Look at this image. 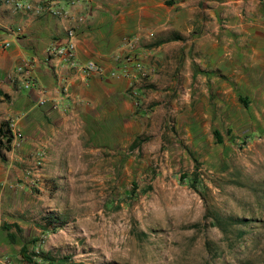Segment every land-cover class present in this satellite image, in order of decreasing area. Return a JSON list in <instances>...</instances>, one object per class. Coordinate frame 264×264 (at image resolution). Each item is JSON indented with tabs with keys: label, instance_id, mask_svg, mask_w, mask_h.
<instances>
[{
	"label": "rangeland",
	"instance_id": "rangeland-1",
	"mask_svg": "<svg viewBox=\"0 0 264 264\" xmlns=\"http://www.w3.org/2000/svg\"><path fill=\"white\" fill-rule=\"evenodd\" d=\"M133 1L121 43L143 75L120 106L0 143L34 145L0 160V264H29L23 244L65 264H264V0H159L181 39L155 54Z\"/></svg>",
	"mask_w": 264,
	"mask_h": 264
},
{
	"label": "crops",
	"instance_id": "crops-1",
	"mask_svg": "<svg viewBox=\"0 0 264 264\" xmlns=\"http://www.w3.org/2000/svg\"><path fill=\"white\" fill-rule=\"evenodd\" d=\"M14 1L29 4L31 8H16ZM48 1L0 0V125L13 122L14 128L28 138L48 137L100 118L112 106H120L133 82L124 76L92 75L85 78L59 58L46 53L49 44L63 43L66 29L74 26L76 58L79 61L94 60L104 67L106 73L110 72L116 65L112 56L122 46V35L129 30L125 11L127 0H91L87 10L80 3L59 0V5L67 12L64 17L53 16L43 9ZM133 2L140 10L148 12L145 17L151 27L146 28L153 30L149 42L153 54L166 43L175 41L166 40L175 32L167 23L169 13L166 6L159 0ZM82 13L87 14V21L79 23L77 18ZM139 13L136 14L139 16ZM138 30L142 31L144 27H138ZM160 40L161 43L154 45ZM5 43L8 45L4 46ZM25 59L34 62L33 85L28 89L22 85L23 77L15 73L16 66ZM65 83L68 85L67 95L61 90ZM39 100L44 103L40 104ZM33 146V143L24 144L1 151L3 160L5 153L13 161L21 157L26 159Z\"/></svg>",
	"mask_w": 264,
	"mask_h": 264
},
{
	"label": "built area",
	"instance_id": "built-area-1",
	"mask_svg": "<svg viewBox=\"0 0 264 264\" xmlns=\"http://www.w3.org/2000/svg\"><path fill=\"white\" fill-rule=\"evenodd\" d=\"M9 1V0H5ZM91 0H69L70 4L80 3L83 5V8L87 10ZM16 8H25L30 9L29 4H23L19 1L13 2ZM44 4V8L50 14L56 17H64L66 15V10L59 5V0H50ZM79 23H84L87 21V14L82 13L77 18ZM76 37V28L71 26L66 29L65 41L61 44L51 43L46 48V53L48 56H54L59 58L64 62L70 69L78 72L83 77L88 78L92 75H109L110 77L124 76L127 78L135 79L137 75H143L141 61L134 57L131 53L133 49L132 43H124L119 49L113 54V60L115 62V67L110 72H105V69L102 65L94 60L79 61L76 58V46L74 39ZM8 43H5L4 46H7ZM33 71H34V62L30 59H25L20 62L15 68V73L23 77L22 85L24 88L28 89L33 85ZM61 90L63 95L68 93V85L65 83L61 85ZM40 104L44 103V100H39ZM66 108V107H65ZM67 109V108H66ZM14 124L10 123V129L13 136H20V132L13 128ZM13 139V138H12ZM12 141V140H11ZM7 261V258H6ZM5 262V261H4ZM4 264V263H3Z\"/></svg>",
	"mask_w": 264,
	"mask_h": 264
},
{
	"label": "trees",
	"instance_id": "trees-1",
	"mask_svg": "<svg viewBox=\"0 0 264 264\" xmlns=\"http://www.w3.org/2000/svg\"><path fill=\"white\" fill-rule=\"evenodd\" d=\"M177 39H181V36L178 33H173L171 34V36L166 39V40H177ZM161 43V40L154 43L155 44H159ZM216 133L217 138L220 139V136ZM13 138L11 129H10V123L6 122L2 125H0V143L2 144V146L4 147V145L7 143L9 144L11 142ZM144 140L138 136L136 137L132 144L130 145L131 148H135L138 147ZM0 158L3 159V155L1 153V149H0ZM210 216L212 217V224L219 227L220 229H224L225 226L231 225V223H234L235 220L230 218V219H225L224 217H222L220 214L218 213H212L210 214ZM49 224V223H48ZM47 224V225H48ZM47 225H45L47 227ZM5 228H7L6 226H4ZM7 237L9 240H14L15 236L14 234H12L11 232L7 233ZM206 247L208 249H211V245L210 244H206ZM20 253L22 255V257L29 263V264H39L40 262H42V264H65L64 261L66 260V257H62V258H54L52 256H50L47 253H39L36 254L34 252H32V256L29 255L30 252L28 251L27 247L25 244H23L21 246L20 249Z\"/></svg>",
	"mask_w": 264,
	"mask_h": 264
}]
</instances>
